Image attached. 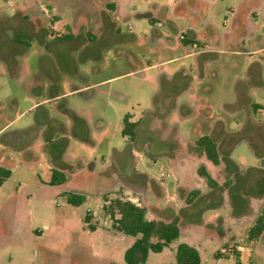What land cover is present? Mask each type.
Here are the masks:
<instances>
[{
    "label": "rangeland",
    "instance_id": "374dc122",
    "mask_svg": "<svg viewBox=\"0 0 264 264\" xmlns=\"http://www.w3.org/2000/svg\"><path fill=\"white\" fill-rule=\"evenodd\" d=\"M251 119L264 123V0H0V165L12 169L0 264H128L136 237L106 228L118 196L151 217L180 209L179 239L146 264H176L181 242L201 264H264V233L248 237L264 213V127ZM204 135L219 165L197 145ZM53 169L64 184H50ZM65 187L85 202L68 203ZM188 187L201 195L181 208Z\"/></svg>",
    "mask_w": 264,
    "mask_h": 264
},
{
    "label": "trees",
    "instance_id": "16d2710c",
    "mask_svg": "<svg viewBox=\"0 0 264 264\" xmlns=\"http://www.w3.org/2000/svg\"><path fill=\"white\" fill-rule=\"evenodd\" d=\"M14 38L18 42L25 40V34L18 32L14 34ZM253 107L258 105L253 103ZM131 115L127 114L124 119L123 134L128 135L130 140L135 141L137 138L136 126L137 122L131 121ZM251 127L262 128L264 123H259L251 119L247 123ZM253 142L259 141L257 137H253ZM261 139L260 142H263ZM197 145L203 148L206 157L215 165L221 163V154L219 146L215 138L209 135L201 136L197 140ZM263 146V144L261 143ZM255 146V145H254ZM256 147V146H255ZM257 149V148H256ZM259 155H264V148L257 150ZM199 175L204 177L207 184L211 188H217L219 182L213 177L206 167L200 166ZM12 175L10 166L0 165V186ZM66 175L58 169H53V176L50 181L51 185L61 184L66 181ZM260 187L264 190V178L260 179ZM67 202L73 205H81L86 200V196L81 193L68 192ZM201 195L200 189H192L186 197V202L192 205ZM104 209L108 216L112 219V228L118 232L135 236V241L126 249L125 260L128 264H146L150 252H162L167 246L179 239L181 229L179 225L180 216L175 215L171 220L149 218L148 207L136 203L129 198L118 196L112 200L106 199ZM92 215L87 213L85 222L89 223V228L95 230L96 226L90 223ZM264 233V213L260 214L254 225L250 228L248 237L250 240H257ZM176 264H201L202 258L200 250L190 243L181 242L175 250ZM108 264H117L110 262ZM173 264V263H170ZM235 264H254L252 262L245 263L241 260L240 254L237 256Z\"/></svg>",
    "mask_w": 264,
    "mask_h": 264
},
{
    "label": "crops",
    "instance_id": "0c3cea01",
    "mask_svg": "<svg viewBox=\"0 0 264 264\" xmlns=\"http://www.w3.org/2000/svg\"><path fill=\"white\" fill-rule=\"evenodd\" d=\"M239 15H241V14H239ZM242 16H244V17H246V20H245V18H244V23H247L248 22V19H249V11H247V13H244V14H242ZM236 19H239V16H237L236 17ZM246 25V28H247V24H245ZM9 165V164H8ZM8 165H6V166H8ZM153 167L155 168V167H158V165H157V163H155V165H153ZM65 182H63V183H61V184H64ZM61 184H56V185H61ZM1 187V186H0ZM195 188H197V187H192V188H187V191H190V190H192V189H195ZM197 189H199V188H197ZM64 192L67 194L68 192H71V190H69V188H64ZM167 192V191H166ZM167 194V193H166ZM167 197V196H166ZM166 197H165V195H164V198L162 199L160 196L159 197H156V199L158 200V201H160L159 202V204L161 203V201L162 200H166ZM187 197V195L184 197V198H186ZM66 200H67V196H66ZM152 203V205H154V206H159V208H164V207H161L159 204H157V203H155V202H151ZM79 206V205H78ZM188 206H189V204H187V203H185L184 205H182L181 206V208H188ZM89 211H91V210H88V212ZM87 212V213H88ZM86 213V214H87ZM151 215V209L148 207V217L149 218H151V219H153V218H158V219H163V218H160V217H156V216H150ZM175 215H179L180 216V220H179V225H180V222L182 221V217H181V214H180V209L179 210H176L175 209V214L173 215V217L175 216ZM86 216V215H85ZM172 217V218H173ZM172 218H167V219H165V220H171ZM84 221H85V217H84ZM86 223V226L87 227H89L88 226V224L89 223H87V222H85ZM91 224H93V223H91ZM106 228H108V229H112V223H110L108 226H106ZM113 231H115V232H118V231H116V230H114V229H112ZM120 233H122V232H120ZM124 234V233H123ZM190 244H192V243H190ZM192 245H195V244H192ZM196 246V245H195ZM197 247V246H196ZM198 248V247H197ZM241 260L243 261V262H245V263H249V261H247V260H245L244 258H242L241 257ZM236 261V260H235ZM235 261L232 263V264H235Z\"/></svg>",
    "mask_w": 264,
    "mask_h": 264
},
{
    "label": "built area",
    "instance_id": "2783aa9c",
    "mask_svg": "<svg viewBox=\"0 0 264 264\" xmlns=\"http://www.w3.org/2000/svg\"><path fill=\"white\" fill-rule=\"evenodd\" d=\"M170 174H168V176H169Z\"/></svg>",
    "mask_w": 264,
    "mask_h": 264
}]
</instances>
